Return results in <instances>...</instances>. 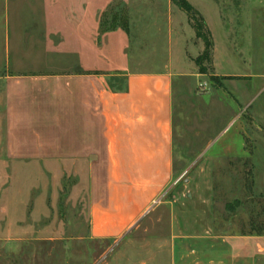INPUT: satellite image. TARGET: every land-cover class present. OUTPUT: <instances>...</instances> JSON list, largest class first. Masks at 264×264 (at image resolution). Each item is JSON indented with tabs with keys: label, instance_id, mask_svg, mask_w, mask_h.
I'll use <instances>...</instances> for the list:
<instances>
[{
	"label": "rangeland",
	"instance_id": "1",
	"mask_svg": "<svg viewBox=\"0 0 264 264\" xmlns=\"http://www.w3.org/2000/svg\"><path fill=\"white\" fill-rule=\"evenodd\" d=\"M186 1L201 37L172 0H0V264H169L173 234L264 233V0ZM108 54L125 58L110 68L173 75L169 185L116 240L87 237L71 174L5 156L2 114L6 73L102 67ZM245 130L260 143L230 155Z\"/></svg>",
	"mask_w": 264,
	"mask_h": 264
},
{
	"label": "crops",
	"instance_id": "2",
	"mask_svg": "<svg viewBox=\"0 0 264 264\" xmlns=\"http://www.w3.org/2000/svg\"><path fill=\"white\" fill-rule=\"evenodd\" d=\"M99 58L102 67L4 75V153L71 174L78 183L69 184L70 195L86 198L87 237L116 240L169 185L173 75L110 68L105 60L122 61L120 54ZM248 109L255 121L262 119L261 107ZM243 134L241 152L230 155L246 153L245 139L260 143L257 135ZM169 264H264V233L173 234Z\"/></svg>",
	"mask_w": 264,
	"mask_h": 264
},
{
	"label": "trees",
	"instance_id": "3",
	"mask_svg": "<svg viewBox=\"0 0 264 264\" xmlns=\"http://www.w3.org/2000/svg\"><path fill=\"white\" fill-rule=\"evenodd\" d=\"M172 2L178 6L179 8L189 12L191 14V20L193 21L192 25L193 28L195 30L196 36L201 37L202 34L200 32L201 28L205 26L202 18H200V16L198 15V13H196L195 11L192 10V8L190 7V5L188 4V2L186 0H172ZM204 40V44L206 49L210 47V43L209 41H206V39Z\"/></svg>",
	"mask_w": 264,
	"mask_h": 264
}]
</instances>
